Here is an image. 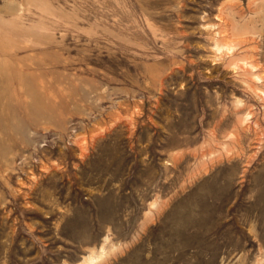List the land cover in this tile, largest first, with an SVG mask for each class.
<instances>
[{"label":"rangeland","instance_id":"rangeland-1","mask_svg":"<svg viewBox=\"0 0 264 264\" xmlns=\"http://www.w3.org/2000/svg\"><path fill=\"white\" fill-rule=\"evenodd\" d=\"M94 258L264 264V0H0V264Z\"/></svg>","mask_w":264,"mask_h":264},{"label":"bare ground","instance_id":"bare-ground-1","mask_svg":"<svg viewBox=\"0 0 264 264\" xmlns=\"http://www.w3.org/2000/svg\"><path fill=\"white\" fill-rule=\"evenodd\" d=\"M101 259V258H99ZM100 260H97L96 258L94 259H91V261H89L90 263L89 264H98Z\"/></svg>","mask_w":264,"mask_h":264}]
</instances>
